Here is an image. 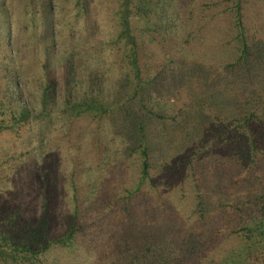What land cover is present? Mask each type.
Listing matches in <instances>:
<instances>
[{
  "label": "rangeland",
  "instance_id": "1",
  "mask_svg": "<svg viewBox=\"0 0 264 264\" xmlns=\"http://www.w3.org/2000/svg\"><path fill=\"white\" fill-rule=\"evenodd\" d=\"M129 1L140 79L149 81L142 91H134L125 56L131 45L121 33L120 0H0V86L16 81L38 113L47 77L57 84L44 116L17 139L0 136L13 153L9 179L0 182V216L38 217L43 186L50 235L61 236L78 210L82 232L40 264H128L138 249L150 256L145 248L164 241L175 250L182 238L214 262L255 264L264 217L247 207L249 196L264 194V45L250 48L247 69L230 67L235 0ZM241 2L249 38L264 43V0ZM63 88L104 112L70 117ZM140 92L149 179L129 197L140 159L124 114ZM225 128L255 142L245 164L219 146L215 131Z\"/></svg>",
  "mask_w": 264,
  "mask_h": 264
},
{
  "label": "trees",
  "instance_id": "2",
  "mask_svg": "<svg viewBox=\"0 0 264 264\" xmlns=\"http://www.w3.org/2000/svg\"><path fill=\"white\" fill-rule=\"evenodd\" d=\"M120 1L122 7L120 14L118 11L117 15L121 27V33L123 38L125 37L124 40H127V45H131V48L126 49L125 56L129 58V65L132 69L131 76L134 82V91L137 89L142 91L143 86L149 85V81H144V83H142L140 79V68L138 66L137 54L135 53L136 51L133 46L135 45V42L133 41L129 24L130 9L128 5L130 1ZM233 6L234 27L236 31L233 37L235 45L232 47L233 59L230 67L237 66L238 69H247L249 66V58L251 57V51H249L250 48L260 47L264 45V43L260 40H252L249 38V32L243 25L241 0H235ZM67 75V78H70L69 71H67ZM67 84L68 81H66L65 87ZM56 85L54 79L47 77L46 84L40 96L41 109L38 113H36L33 107L24 102L19 85L16 81H8L3 86H0V136L6 133L9 134V136L13 135L17 139L20 137L19 134H21V131L27 129L33 120L37 117H41V115L44 116V111L47 106L51 107L49 106V103L55 102L53 99L54 93L56 92ZM64 88L62 89L64 92V112L70 117L75 118L83 114L98 115L104 112V109L100 108L98 103L90 99L91 97L79 100L76 96L71 94L70 91L68 92V90ZM129 102L131 104L130 108L124 114V128L128 127V129L132 131L135 145L132 147L131 151L136 152L140 159V182L138 185L127 191V194L130 197L139 191L140 185L145 179H149L148 170L150 164L148 147L145 139L144 109H142L141 92L138 96H134L129 100ZM119 108L121 107L119 106ZM215 132H218L221 135L222 140L219 146L223 148L222 150L226 152V155L230 159L237 161L240 164H245L250 160L251 155L254 156V151L256 150L255 142L252 141L251 138L249 139L245 134L239 132L231 133L228 128L217 129ZM225 133L228 134L226 135ZM11 152L12 149L10 146L4 147L0 145V182L3 181V178L9 179L8 169L11 168L9 161L13 155ZM173 165V168H177L179 160L174 161ZM44 190L43 186V200L38 217L27 220L21 219L20 213H14L12 211H8L0 216V264H40L41 259L50 248L69 246L75 236L82 232L84 223L79 221L78 210L75 208L73 213L66 220L63 234L61 236L50 235L52 227L51 212L49 211L50 206L47 202ZM261 199H264V194H261L260 197L259 195H251L248 197V214H254L255 217L261 214V217H264V207H257V204H259ZM198 208H200V212H203V207L201 205H199ZM262 227L264 228V226ZM126 228H128V224L125 225L124 230ZM247 231L245 230V232ZM125 232L128 234L129 230L127 229ZM138 236L139 235L135 233L131 239L134 241ZM159 240L162 241L161 238ZM152 247L153 248H145L146 252L148 251V253H152L150 256H145L143 253L144 249H142V251L138 249L136 253L134 252L131 256L128 255V264H223L218 261L214 262L211 258L205 257L206 249L201 248L200 245H195L193 239L184 240L182 238L175 250L167 247V244L164 241L158 246L152 244ZM250 255L254 257L255 264H264V250L262 253H251ZM250 260H253V258H246L245 264H254ZM228 264L239 263L233 259L232 262Z\"/></svg>",
  "mask_w": 264,
  "mask_h": 264
}]
</instances>
